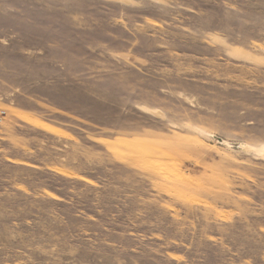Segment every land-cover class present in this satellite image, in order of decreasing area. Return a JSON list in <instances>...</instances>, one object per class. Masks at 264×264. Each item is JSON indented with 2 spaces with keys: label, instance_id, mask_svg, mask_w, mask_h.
I'll use <instances>...</instances> for the list:
<instances>
[{
  "label": "rangeland",
  "instance_id": "1",
  "mask_svg": "<svg viewBox=\"0 0 264 264\" xmlns=\"http://www.w3.org/2000/svg\"><path fill=\"white\" fill-rule=\"evenodd\" d=\"M0 264H264V0H0Z\"/></svg>",
  "mask_w": 264,
  "mask_h": 264
}]
</instances>
